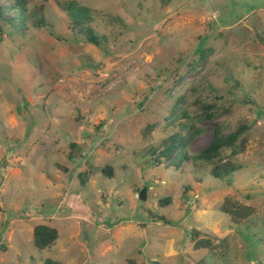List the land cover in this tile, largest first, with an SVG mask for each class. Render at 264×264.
<instances>
[{
    "label": "rangeland",
    "instance_id": "obj_1",
    "mask_svg": "<svg viewBox=\"0 0 264 264\" xmlns=\"http://www.w3.org/2000/svg\"><path fill=\"white\" fill-rule=\"evenodd\" d=\"M71 2L97 43L72 29ZM24 6L22 32L0 31V264H264V0ZM243 120L246 151L224 152L237 171L185 160ZM173 134L191 142L158 164ZM229 197L254 209L244 224L221 212ZM39 224L60 234L44 251ZM195 231L220 248L194 250Z\"/></svg>",
    "mask_w": 264,
    "mask_h": 264
},
{
    "label": "trees",
    "instance_id": "obj_2",
    "mask_svg": "<svg viewBox=\"0 0 264 264\" xmlns=\"http://www.w3.org/2000/svg\"><path fill=\"white\" fill-rule=\"evenodd\" d=\"M162 3L166 4L171 0H161ZM25 0H16L14 3H10L8 7L3 9L0 5V31L6 32L7 34H19L22 32V26L19 25V19L21 15H26L29 8L24 6ZM64 6L66 9L69 19L72 23V29L78 31V33L90 42L97 43L99 37L96 34L95 29L91 26L93 18L85 15V8L77 4V2L67 3ZM13 13L10 17H6V14ZM206 52H202L199 59L203 60ZM205 113L209 118L216 117L215 112L216 105L214 103L207 104L204 106ZM184 115H186L184 113ZM250 141V126L247 120L238 122L233 128L226 133L222 126H216L213 137L208 146L197 155L185 154V160H194L196 163H201L210 166L211 174L219 179L235 172L238 170L236 166L228 162L223 164L225 159L224 152L231 150L232 153L238 154L246 151ZM189 142L184 141V138L179 134H173L166 138L161 147L157 151H153L158 155L156 162L161 163L160 159H169L171 156L180 150L184 153L186 148L189 146ZM178 157V156H177ZM114 169L106 167L102 170L106 176H113ZM86 180V179H85ZM163 206V203L161 202ZM221 212L227 214L234 224H244L253 214L254 209L251 206L244 205L231 197L227 198L220 206ZM164 220L163 217L160 218ZM197 237L195 238L194 250H207L210 253L216 252L221 243L215 242L214 238L201 236V231H195ZM34 246L39 251H44L52 248L56 245L57 240L60 237L58 230L55 227L39 224L34 227ZM43 264H65L61 261L47 258L43 261ZM197 264H206L204 261H200Z\"/></svg>",
    "mask_w": 264,
    "mask_h": 264
},
{
    "label": "water",
    "instance_id": "obj_3",
    "mask_svg": "<svg viewBox=\"0 0 264 264\" xmlns=\"http://www.w3.org/2000/svg\"><path fill=\"white\" fill-rule=\"evenodd\" d=\"M147 197V191L146 189H144L141 193H140V199L141 200H146Z\"/></svg>",
    "mask_w": 264,
    "mask_h": 264
},
{
    "label": "built area",
    "instance_id": "obj_4",
    "mask_svg": "<svg viewBox=\"0 0 264 264\" xmlns=\"http://www.w3.org/2000/svg\"><path fill=\"white\" fill-rule=\"evenodd\" d=\"M138 198H139V194H138Z\"/></svg>",
    "mask_w": 264,
    "mask_h": 264
}]
</instances>
